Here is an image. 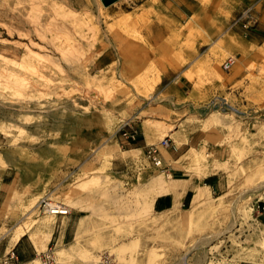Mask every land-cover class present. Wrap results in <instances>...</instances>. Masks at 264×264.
Returning a JSON list of instances; mask_svg holds the SVG:
<instances>
[{
  "label": "rangeland",
  "instance_id": "obj_1",
  "mask_svg": "<svg viewBox=\"0 0 264 264\" xmlns=\"http://www.w3.org/2000/svg\"><path fill=\"white\" fill-rule=\"evenodd\" d=\"M126 122L169 139L162 167L121 144ZM173 178L189 204L154 211ZM7 252L11 264H264V0H0Z\"/></svg>",
  "mask_w": 264,
  "mask_h": 264
},
{
  "label": "built area",
  "instance_id": "obj_2",
  "mask_svg": "<svg viewBox=\"0 0 264 264\" xmlns=\"http://www.w3.org/2000/svg\"><path fill=\"white\" fill-rule=\"evenodd\" d=\"M233 64V57H229L225 60L223 63V68L224 69H229L230 66ZM138 131L132 127L128 122L124 123L120 128H119V139L121 141V144L124 145H129L133 143L137 136H138ZM169 147V139L166 137H163L159 143L157 144H152L148 145L145 147L144 151V156L148 163L153 164L155 167H162V154H161V148L162 149H167ZM48 201L42 199L41 204L42 207L46 205ZM59 213H56L57 215H68L70 211H62V209L57 208ZM62 212V213H60ZM13 258H16L14 256L13 252H7L4 255L0 257V264H11V261Z\"/></svg>",
  "mask_w": 264,
  "mask_h": 264
},
{
  "label": "crops",
  "instance_id": "obj_3",
  "mask_svg": "<svg viewBox=\"0 0 264 264\" xmlns=\"http://www.w3.org/2000/svg\"><path fill=\"white\" fill-rule=\"evenodd\" d=\"M172 86H175V85H172ZM152 132L153 131H151L150 129H146V130L144 129V131H141L140 134H138L136 140L133 143H131L134 146L139 147L138 149H134V151L144 149L146 146L156 144L158 142V140L161 137H159L158 135H153ZM161 136L164 137L165 135L164 136L161 135ZM162 158H163V156H162ZM173 180H174L173 186L172 185L171 186L170 185L169 186H166V185L159 186L160 191H159V195L157 196V199L155 200V203H154V211H156L155 206H158L160 211L171 208L174 200L180 201V203H182V204L184 203V198H185L187 192L191 191L189 189L188 183L183 182V180L176 179V178H173ZM183 183L187 185V186L184 185L186 190L183 193V195L178 196L177 191H174L173 189L176 190V189L183 187ZM169 190H170V192H169ZM20 237H21V235L10 246H13L14 244L17 246H20V241L22 240V238L20 239Z\"/></svg>",
  "mask_w": 264,
  "mask_h": 264
},
{
  "label": "bare ground",
  "instance_id": "obj_4",
  "mask_svg": "<svg viewBox=\"0 0 264 264\" xmlns=\"http://www.w3.org/2000/svg\"><path fill=\"white\" fill-rule=\"evenodd\" d=\"M174 191H177V193H178V196H181V195H183V193L185 192V190H186V188H185V186H183V187H181V188H179V189H173ZM169 192H170V190H169ZM196 197V196H195ZM57 208H59V209H62V211H68V209L65 207V206H63V205H58V204H53V202L52 201H48L47 203H46V205L43 207V211L45 212V213H47L48 215L50 214V215H52V216H56L57 214L56 213H59V211L57 210ZM60 213H62V212H60ZM41 225L43 226V228H45L46 230H48L49 232H51V230H52V221L50 220V218H48V216H47V218L45 219H43L42 221H41ZM26 232V229L25 228H22V229H19L18 231H16V233L11 237V239H10V241H9V243H10V245H12L17 239H18V237L22 234V233H25ZM36 262V261H35ZM38 263V262H37Z\"/></svg>",
  "mask_w": 264,
  "mask_h": 264
},
{
  "label": "trees",
  "instance_id": "obj_5",
  "mask_svg": "<svg viewBox=\"0 0 264 264\" xmlns=\"http://www.w3.org/2000/svg\"><path fill=\"white\" fill-rule=\"evenodd\" d=\"M191 197H192V192L191 191H188L187 194H186V196H185V198H184V203H183L184 206L189 204V202L191 200ZM155 210L157 212L160 211V209L158 208V206H155Z\"/></svg>",
  "mask_w": 264,
  "mask_h": 264
},
{
  "label": "water",
  "instance_id": "obj_6",
  "mask_svg": "<svg viewBox=\"0 0 264 264\" xmlns=\"http://www.w3.org/2000/svg\"><path fill=\"white\" fill-rule=\"evenodd\" d=\"M114 1H116V0H105V4H109V3H112Z\"/></svg>",
  "mask_w": 264,
  "mask_h": 264
}]
</instances>
